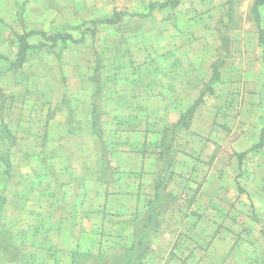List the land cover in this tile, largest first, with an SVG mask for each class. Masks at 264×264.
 <instances>
[{"label":"rangeland","instance_id":"374dc122","mask_svg":"<svg viewBox=\"0 0 264 264\" xmlns=\"http://www.w3.org/2000/svg\"><path fill=\"white\" fill-rule=\"evenodd\" d=\"M165 1L0 0V52L11 60L18 52L17 34L84 37L82 43L59 42L53 51L51 42L34 34L29 41L35 48L22 67L0 60V201L6 198L3 222L23 249L21 261L8 262L0 253V264H119L112 258L122 254L115 242L119 233L112 239L102 231L92 252L64 249L72 228H82L75 207L89 162L98 160L101 148L88 132L92 107L98 106L111 150L120 134L114 115L143 117L157 108L173 114L203 90L193 129L174 139L169 155L176 176H170V191H162L155 223L163 231L150 234L140 264H264V145L251 149L264 127L256 0H181L146 17L136 15ZM259 10L264 29V4ZM116 12L129 15L116 25L94 27L93 21ZM94 28L92 35L88 30ZM215 63L220 77L210 83ZM143 97L156 102L148 105ZM4 129L12 132L13 145L2 138ZM194 135L192 151L180 149ZM6 151L9 173L2 159ZM98 167L99 160L94 171ZM163 168L169 181L166 162ZM107 224L131 225L120 218ZM52 242L55 252L48 250Z\"/></svg>","mask_w":264,"mask_h":264},{"label":"crops","instance_id":"0c3cea01","mask_svg":"<svg viewBox=\"0 0 264 264\" xmlns=\"http://www.w3.org/2000/svg\"><path fill=\"white\" fill-rule=\"evenodd\" d=\"M155 73L159 76L162 75L161 71H154L153 74ZM170 80L171 78L169 77V82ZM147 85L148 84H146V86ZM202 92L203 91H201L199 96L190 102L187 107H181L173 114H159L160 111H157L159 110V108H157V110L152 109L150 112H146L143 117L135 115L129 116L130 114L127 116H125L126 114L114 115L112 121H115V127L119 130L120 134L117 136V140L112 146L113 148H110L111 150L107 149L109 142H107L104 134L106 161L103 159L104 151L102 149V144L92 131L91 115V123L88 132L93 134L100 143L101 148L97 158L99 160V167L98 171H94V166L96 167L98 165V160L89 162V173L88 176H86V183L84 181L86 188L84 193L80 196L78 207H75L78 214L82 217V228L79 229V227L76 226L69 232V248H67V246L64 248L68 250L67 252L77 249L79 251L88 250L87 252H92L99 246V234L105 230L109 232V236H111L110 238L112 239L114 238L113 235L119 233V239H115V242L120 245L119 248L131 245L138 240L139 228L148 215L150 200L155 199L156 186L159 184L160 179L164 178V159L161 156V152L164 149L162 145V135L166 129L172 127L179 120L181 114L201 96ZM205 95L203 96V101H205ZM143 98L145 101L143 103L148 105L150 103L155 104L156 102V98L154 97L153 99L148 97ZM125 100L126 99H122L121 103ZM161 100H163V97H158V103ZM181 102L183 103L184 101ZM192 124L193 121L186 130H192ZM104 132L103 130V133ZM149 135L152 137L150 138ZM196 139L197 135L189 137L186 139L184 146H181L180 149H185L187 152L192 151L191 149H193ZM121 143H123V145ZM173 166H175V161H173L172 166L169 167L170 172L168 179L171 175L173 179L176 176L175 172H173L175 171V167ZM110 168L114 170V173L112 178H107L105 173L106 170H110ZM185 169L184 167L183 170L185 171ZM147 179H150V182L153 183L151 187L145 185L146 181H148ZM171 180L170 178L169 181H165V185L161 192L164 191L167 194L170 191L169 188H171L170 186L173 182ZM212 182H214V177L208 178L203 188L206 189ZM220 183L224 184V182ZM110 186H115V190H110ZM157 212L155 216L159 215ZM111 218L123 219L131 225L127 224V226L121 229L115 228L113 225L108 226L107 223L111 221ZM152 227L154 229L151 233L158 231L159 234L163 231L158 225ZM57 229H59V226ZM55 230V227L50 228V233L53 234ZM56 245V243L52 242L48 250L55 252ZM72 254H75V252H72ZM93 257L94 256H92V258Z\"/></svg>","mask_w":264,"mask_h":264},{"label":"trees","instance_id":"16d2710c","mask_svg":"<svg viewBox=\"0 0 264 264\" xmlns=\"http://www.w3.org/2000/svg\"><path fill=\"white\" fill-rule=\"evenodd\" d=\"M180 1L181 0H168L165 2H152L148 6L147 14H136V15L146 17L156 9H163L168 6L174 7L178 5ZM263 4H264V0H256L253 10L255 13V20L260 30L259 42L262 46L263 55H264V29L261 26V15L259 10V7ZM125 15H129V14L123 12H116L112 17H106L104 19L93 21V25L95 28L103 24L116 25L120 23L122 19H124ZM130 16H134V14ZM95 28L88 31H91L92 35H95ZM34 34H41L42 37L47 42H51L49 48L53 49V51H56L55 48L59 42L66 44L69 41L74 43H82L84 41V37L77 39L74 38L72 34L65 32H57L53 34H47L45 32H37V31L24 32L22 34H17L18 52L16 59L11 60L8 56L0 52V60H5L10 64L12 68L22 67L23 64L27 61L29 51L35 48V45L29 41V38ZM42 45H47V44H42ZM212 70L213 72L210 83H214L218 81L220 77V68L218 64L215 63L213 65ZM206 91L203 90L201 96L188 109H186V111H184L181 114L179 120L172 127L166 129L162 135L163 137L162 145L164 149L161 152V156L163 157L164 162H166L168 168L172 166L174 161V157L169 155L170 153H172L174 139L179 132L188 129L190 127L199 106L203 102V96L205 95ZM2 97H3V91L0 87V101L2 100ZM101 124H102L101 116L98 111V106L93 105L92 131L102 144V149L104 151L103 159L104 161H106L105 139ZM3 137L10 141L11 143L10 145L14 144L15 138L9 129H4V135L2 136V138ZM263 145H264V127L261 130L259 141L251 149L259 148L262 147ZM243 155L244 152L238 154L240 161ZM2 157L9 173L12 168L10 152L6 151V153H4ZM165 181H166L165 177L161 178L159 184L156 186L157 189H156L155 199L150 200L149 212L139 228L138 240L132 243L131 245H126L120 248L118 251H122V254H119L118 256L114 254L115 256H112V258L115 259V261L119 262V264H140V262L143 261V259L146 257V254L150 249V234L154 229L152 226H154L157 221L156 220L157 216H155V214L159 210V207L162 205L163 194L161 190L165 185ZM5 203H6V198L3 197L0 201V253L6 260H8V262L21 261L22 258L20 257V252L23 249L22 247H19L15 243L13 233H11V230H9L7 224L3 222V209ZM157 213H159V211Z\"/></svg>","mask_w":264,"mask_h":264}]
</instances>
